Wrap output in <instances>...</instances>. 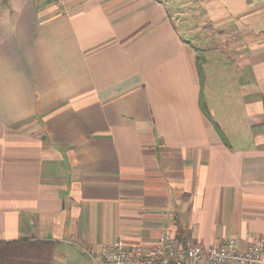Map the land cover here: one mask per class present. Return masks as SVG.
<instances>
[{
  "label": "crops",
  "instance_id": "0c3cea01",
  "mask_svg": "<svg viewBox=\"0 0 264 264\" xmlns=\"http://www.w3.org/2000/svg\"><path fill=\"white\" fill-rule=\"evenodd\" d=\"M0 0V242L264 238V0Z\"/></svg>",
  "mask_w": 264,
  "mask_h": 264
},
{
  "label": "built area",
  "instance_id": "2783aa9c",
  "mask_svg": "<svg viewBox=\"0 0 264 264\" xmlns=\"http://www.w3.org/2000/svg\"><path fill=\"white\" fill-rule=\"evenodd\" d=\"M61 12L65 0H55ZM94 264H264V238L250 240L244 249L237 238H229L217 246H204L189 240L182 243L173 238L168 228L152 249H130L120 241L104 246Z\"/></svg>",
  "mask_w": 264,
  "mask_h": 264
},
{
  "label": "trees",
  "instance_id": "16d2710c",
  "mask_svg": "<svg viewBox=\"0 0 264 264\" xmlns=\"http://www.w3.org/2000/svg\"><path fill=\"white\" fill-rule=\"evenodd\" d=\"M55 241L0 242V264H52Z\"/></svg>",
  "mask_w": 264,
  "mask_h": 264
}]
</instances>
